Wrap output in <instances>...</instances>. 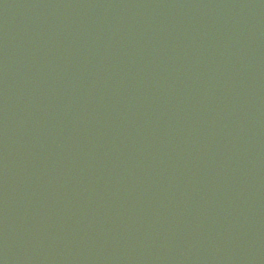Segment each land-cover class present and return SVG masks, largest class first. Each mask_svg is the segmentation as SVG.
<instances>
[{"label": "water", "instance_id": "water-1", "mask_svg": "<svg viewBox=\"0 0 264 264\" xmlns=\"http://www.w3.org/2000/svg\"><path fill=\"white\" fill-rule=\"evenodd\" d=\"M0 264H264V0L0 118Z\"/></svg>", "mask_w": 264, "mask_h": 264}]
</instances>
